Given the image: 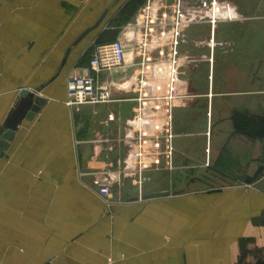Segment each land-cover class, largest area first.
Here are the masks:
<instances>
[{
  "label": "crops",
  "instance_id": "1",
  "mask_svg": "<svg viewBox=\"0 0 264 264\" xmlns=\"http://www.w3.org/2000/svg\"><path fill=\"white\" fill-rule=\"evenodd\" d=\"M127 3L0 0V129L20 91L34 92L43 100L33 120L17 127L0 157V264H235L246 249L264 250V191L257 188L258 181L250 187L204 192L149 188V177L160 178L162 172L151 166L138 178L126 141L106 138L105 143L77 135L76 108L65 105L67 76L88 65L95 42L126 40L131 17L117 23ZM197 27L205 26L189 27L183 34V60L196 61V44L190 45L189 34ZM129 33L128 57L138 40ZM183 66L181 99L208 98V90L189 94L180 85L189 81L187 72L192 73L195 63ZM135 74L131 67L111 78L119 82ZM116 92L119 98L103 107L99 123L105 124L112 114L107 129L117 126L118 132L120 121L128 124L132 118L134 94ZM180 100L174 116L186 109ZM206 126L204 152L210 159L211 124ZM176 139L173 159L183 155L184 143ZM105 155L120 183L113 188L116 196L110 207L96 194L89 176L105 167ZM125 165L131 170L126 175ZM161 192L170 196L140 198Z\"/></svg>",
  "mask_w": 264,
  "mask_h": 264
},
{
  "label": "rangeland",
  "instance_id": "2",
  "mask_svg": "<svg viewBox=\"0 0 264 264\" xmlns=\"http://www.w3.org/2000/svg\"><path fill=\"white\" fill-rule=\"evenodd\" d=\"M139 1L127 0L133 3L131 9L139 4L128 24L133 22L143 5L144 0ZM221 1L231 3L240 19L217 24L213 35L214 46L211 49L206 46L210 37L207 26L194 28L195 31L189 34L190 45L196 44V62L192 73L187 72L189 81L180 85H184L189 94H204L208 90V98L179 99L186 109L178 116L173 115L172 133L184 143L180 151L183 155L172 158L170 166L163 159L159 165L162 176L157 179L149 177V188L152 185L170 192H204L245 186L246 176L253 175L262 167L257 188L264 191V142L250 140L235 128L236 122L240 125L241 120H247L251 124L253 117L264 116V0ZM127 31L125 41L129 43L131 31ZM112 40L113 37L107 42ZM127 46L130 47V44ZM209 57H212L211 63L208 62ZM183 67L182 73L185 71ZM113 77L116 78V75ZM117 93L114 91L113 100L119 98ZM107 105L78 107L74 110L75 123L79 124L78 136L125 139L128 128L123 119L118 125V132L117 126L110 130L107 129L109 124L105 126L104 123H99L105 116L106 109L103 107ZM207 123L211 124L213 139L210 159L204 152ZM179 130L181 134L177 135ZM113 190L111 202L116 196ZM241 254L242 257L235 264L264 262L263 249H246Z\"/></svg>",
  "mask_w": 264,
  "mask_h": 264
},
{
  "label": "built area",
  "instance_id": "3",
  "mask_svg": "<svg viewBox=\"0 0 264 264\" xmlns=\"http://www.w3.org/2000/svg\"><path fill=\"white\" fill-rule=\"evenodd\" d=\"M238 19L232 4L221 0H144L133 22L125 27L138 35L130 61L126 59L127 42L123 39L93 44L88 65L79 72L72 70L67 76L65 105L68 108L107 105L114 101V91L132 92L134 108L123 141L131 146L133 170L139 178L151 166L159 167L163 159L170 166L174 151L173 109L175 102L183 98L178 86L183 74L181 67L196 62L180 57L183 34L189 27L207 26L210 31L207 46L211 49L217 24ZM208 62H212V57ZM131 67L136 68V74L129 80L116 82L111 78L112 74L126 73ZM128 81V89L119 87ZM113 120L112 114L107 115L105 126ZM104 158L105 167L89 176L96 194L110 207L112 189L120 183L113 178L114 164L107 155ZM129 170L125 165L122 172L126 175Z\"/></svg>",
  "mask_w": 264,
  "mask_h": 264
},
{
  "label": "water",
  "instance_id": "4",
  "mask_svg": "<svg viewBox=\"0 0 264 264\" xmlns=\"http://www.w3.org/2000/svg\"><path fill=\"white\" fill-rule=\"evenodd\" d=\"M103 16L89 29L84 31L79 38L76 40L75 44L79 42L84 36H86L89 32L94 30L102 21ZM63 64V63H62ZM43 104V100L35 97L34 92H29L27 90H22L19 93V100L14 105V107L9 111L7 117L5 118L3 124L0 129V157L7 150L9 143L13 139L14 133L17 127L23 121H31L35 117V115L39 112L41 106ZM263 171L262 167H259L257 171L251 175L246 176L244 180L245 186H253L258 178L261 176ZM175 195V193H174ZM170 196L169 192H161L154 194H146L141 196V200H150L156 198H165Z\"/></svg>",
  "mask_w": 264,
  "mask_h": 264
},
{
  "label": "trees",
  "instance_id": "5",
  "mask_svg": "<svg viewBox=\"0 0 264 264\" xmlns=\"http://www.w3.org/2000/svg\"><path fill=\"white\" fill-rule=\"evenodd\" d=\"M132 2V1H131ZM141 2V0L139 1ZM133 3H127V8L122 10L120 13V16H124L123 19H121L118 23L117 26L121 25L122 22L129 20L131 15L134 13L137 7H139V4L137 3L134 8L131 9V5ZM130 13V14H129ZM125 18V19H124ZM115 40V39H114ZM112 40V41H114ZM110 41V42H112ZM109 43L107 41H97L95 44H106ZM235 128L237 131L240 132V134L245 135L246 137H249V139L253 140H260L262 143L264 142V116H257L253 117L251 120V124L247 122V120L243 121L241 120L240 125L236 122L235 123ZM242 257V254L241 256ZM256 264H264V262H259L257 261Z\"/></svg>",
  "mask_w": 264,
  "mask_h": 264
},
{
  "label": "bare ground",
  "instance_id": "6",
  "mask_svg": "<svg viewBox=\"0 0 264 264\" xmlns=\"http://www.w3.org/2000/svg\"><path fill=\"white\" fill-rule=\"evenodd\" d=\"M126 59H127V61H130V56L128 57L127 53H126Z\"/></svg>",
  "mask_w": 264,
  "mask_h": 264
}]
</instances>
